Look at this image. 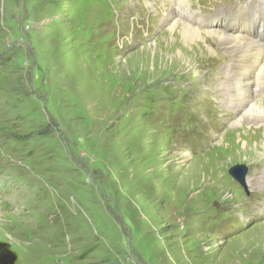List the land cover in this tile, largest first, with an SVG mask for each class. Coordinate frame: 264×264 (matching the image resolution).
<instances>
[{"label":"rangeland","instance_id":"obj_1","mask_svg":"<svg viewBox=\"0 0 264 264\" xmlns=\"http://www.w3.org/2000/svg\"><path fill=\"white\" fill-rule=\"evenodd\" d=\"M170 7L0 0V264H264V159L230 129L242 73L211 40L166 50Z\"/></svg>","mask_w":264,"mask_h":264},{"label":"bare ground","instance_id":"obj_2","mask_svg":"<svg viewBox=\"0 0 264 264\" xmlns=\"http://www.w3.org/2000/svg\"><path fill=\"white\" fill-rule=\"evenodd\" d=\"M166 2L171 7L169 11H165L164 13L167 19L163 21V25L165 26V31L172 36V41L168 42L165 47L166 50L170 51L181 45L182 48H179V50H181L180 52L182 55H188V52L191 51L197 56L209 55L211 57L214 56V50L207 45V42L211 40L218 48L232 51V53L227 54L233 55V60L230 62L234 68L232 74L236 76L238 73H242L243 77L236 79L234 81L236 85L230 88L234 95V98L230 99H233L235 102L232 106L235 107V112L238 114L237 117L232 120L230 129L234 132L237 129L243 130L245 128H242V125L247 122L250 127L244 130L242 136L244 138L242 145L243 152H254L259 155L261 159H264V105H262V100L255 98V93L259 89L258 83L260 82V78L264 79V46H261L260 43L253 40H243L244 42H240V39L243 37L236 34L231 35L229 32L217 31L215 28H211V26L208 29L206 28L207 30H199L191 26L190 23L194 18L191 17L193 19L190 20V16L186 14L193 13L189 5L193 4L194 0H166ZM149 7L152 9L153 13H156L154 10L155 5L152 6V4H149ZM184 19H186L188 23H186ZM232 47L235 48L231 49ZM243 58L245 60H242ZM253 62H255V65H253ZM232 66L230 69H232ZM228 68V66H225L223 72H228ZM227 94H225L224 97H226ZM251 130L259 132L261 134L260 137H253V135L250 134ZM201 171V167L197 166L196 172L198 176L195 173L196 178H201ZM244 176L245 175H243V179ZM260 177V180L263 182L260 186L264 190V172ZM205 184L206 180H203L199 183V186ZM203 187L204 186H200V190ZM192 202H194L195 206L196 202L200 203V200L194 197Z\"/></svg>","mask_w":264,"mask_h":264},{"label":"water","instance_id":"obj_3","mask_svg":"<svg viewBox=\"0 0 264 264\" xmlns=\"http://www.w3.org/2000/svg\"><path fill=\"white\" fill-rule=\"evenodd\" d=\"M230 174L235 180L242 182L243 175H245V170L242 167H234L230 169Z\"/></svg>","mask_w":264,"mask_h":264}]
</instances>
